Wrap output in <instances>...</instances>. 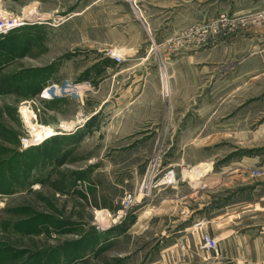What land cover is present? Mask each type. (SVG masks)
Masks as SVG:
<instances>
[{"label":"rangeland","instance_id":"rangeland-1","mask_svg":"<svg viewBox=\"0 0 264 264\" xmlns=\"http://www.w3.org/2000/svg\"><path fill=\"white\" fill-rule=\"evenodd\" d=\"M197 166L264 198V0H0V264L219 260L178 232Z\"/></svg>","mask_w":264,"mask_h":264},{"label":"crops","instance_id":"crops-1","mask_svg":"<svg viewBox=\"0 0 264 264\" xmlns=\"http://www.w3.org/2000/svg\"><path fill=\"white\" fill-rule=\"evenodd\" d=\"M196 169L194 167L190 171L191 177L196 179L190 177L188 182L192 192L182 198L177 197L179 200L177 205L182 214L178 232L190 231L192 228L198 230L200 227L199 230L209 232L218 240L219 253L222 257L219 260L212 257V262L207 264H264V198L238 201L236 192L233 191L218 197L216 193L218 189L209 180V176L201 187L197 181L199 179L197 176L211 174L212 168L197 166ZM249 187L254 190L253 185ZM173 188L177 189L179 186L175 185ZM202 194L204 196H201ZM186 197L196 204L191 207L186 205ZM175 244L176 248L185 249L186 252L195 249L189 244L179 247L177 243ZM205 253L215 254L209 249H202L198 254L203 256Z\"/></svg>","mask_w":264,"mask_h":264},{"label":"bare ground","instance_id":"bare-ground-1","mask_svg":"<svg viewBox=\"0 0 264 264\" xmlns=\"http://www.w3.org/2000/svg\"><path fill=\"white\" fill-rule=\"evenodd\" d=\"M3 10V9H2ZM3 12V11H2ZM27 12V11H26ZM36 12V11H35ZM2 14V13H1ZM4 15V14H3ZM6 16V15H5ZM30 16V15H29ZM4 17V16H3ZM10 17V16H9ZM45 17V16H44ZM6 18V17H4ZM8 18V17H7ZM16 18V17H15ZM12 19V18H11ZM18 19V18H17ZM44 19V18H43ZM11 21V22H10ZM10 21H5L3 23V25L1 27L3 28H13V27H19V26H22L24 25V23L22 22V20H10ZM10 22V23H9ZM5 30V29H3ZM6 32V31H5ZM4 33V32H3ZM7 33V32H6ZM115 54V53H114ZM117 54V53H116ZM67 89V88H66ZM47 95V93H46ZM23 113H24V116H25V120H26V123L28 124L29 128H31L32 130V133H33V136L32 139H33V143L32 144H40V143H43L45 142L46 140H48L49 138H53L54 136H58V135H63L69 131H72L74 128L73 126L75 124H73L74 122H68V121H62V123L59 125V127H53V126H50V125H44V124H40V123H35L33 120H32V114L29 110L27 109H23ZM71 133V132H70ZM29 141V140H28ZM35 141L38 143H35ZM196 169V167H195ZM198 169H196L197 171ZM201 171V170H200ZM202 172V171H201ZM194 173V172H192ZM191 173V174H192ZM200 173V172H199ZM198 173V174H199ZM203 173V172H202ZM197 174V173H196ZM199 180V179H198Z\"/></svg>","mask_w":264,"mask_h":264},{"label":"built area","instance_id":"built-area-1","mask_svg":"<svg viewBox=\"0 0 264 264\" xmlns=\"http://www.w3.org/2000/svg\"><path fill=\"white\" fill-rule=\"evenodd\" d=\"M173 179H175L173 171H168L165 174L164 182H173ZM203 245L205 248L214 252L218 250V240L215 237H212L208 232L204 233Z\"/></svg>","mask_w":264,"mask_h":264}]
</instances>
